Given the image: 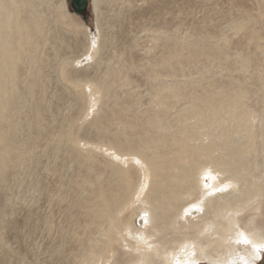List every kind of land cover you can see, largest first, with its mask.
Returning a JSON list of instances; mask_svg holds the SVG:
<instances>
[{
	"label": "bare ground",
	"instance_id": "obj_1",
	"mask_svg": "<svg viewBox=\"0 0 264 264\" xmlns=\"http://www.w3.org/2000/svg\"><path fill=\"white\" fill-rule=\"evenodd\" d=\"M259 3L264 9V1ZM92 4L98 34L91 38L88 26L68 10L66 0H0V192L22 169L41 163L39 170L48 171V150L66 144L86 175L78 186L89 187L72 200L84 222L81 231L66 239L67 253L64 245L58 249L61 264L251 260L252 248L235 242L238 230L264 240V130L256 133L253 111L243 104L248 92H215L211 85L201 86L178 106L177 100L166 101L172 87L158 82L150 95L152 108L139 111L134 109L138 101L119 99L114 108L104 106L100 113L99 104L109 100L117 84L72 75L83 57L97 70L105 64L97 58L109 47L106 34L100 32L101 0ZM52 23L71 33L67 47L81 35L87 44H81L79 53H67L60 35L50 33ZM246 26L248 22L236 25L239 30ZM256 38L257 31L249 30L248 43ZM221 55L217 48L190 53L173 49L167 58L148 64V74L155 80L162 70L175 74L183 60ZM49 70L66 83L63 89L76 93L73 115L58 113L57 108L59 117L53 121L48 115L55 109L48 98ZM122 82L120 87L129 85L127 78ZM87 120V128L96 133L94 140L81 138ZM208 167L215 179L205 189L202 174ZM225 184L226 191H215ZM186 209H191L188 215ZM145 212L146 223L141 219ZM7 242L0 238V249L8 255L0 264H9L14 252Z\"/></svg>",
	"mask_w": 264,
	"mask_h": 264
},
{
	"label": "rangeland",
	"instance_id": "obj_2",
	"mask_svg": "<svg viewBox=\"0 0 264 264\" xmlns=\"http://www.w3.org/2000/svg\"><path fill=\"white\" fill-rule=\"evenodd\" d=\"M259 2L101 0L104 28L100 32L106 34L109 47L97 58H103L105 64L97 70L92 61L83 57L76 63L72 75L79 78L90 75L97 81L117 84L112 96L108 97L110 101L102 100L99 104L100 113H104V106L114 108V102L119 99L126 103L138 101L134 109L139 111L152 108L151 91L159 83L172 87L168 90L166 101L177 100L178 106L192 99V92L201 91V86L211 85L215 92L220 88L229 91L243 88L248 92L243 104L253 111L255 130L260 133L264 130V9ZM66 3L68 10L88 26L87 34L91 38L93 33L98 34L92 0L85 17L72 10L69 0ZM42 9H45L44 6ZM242 22H248V26L239 30L236 25ZM49 28L50 33L57 32L60 35L63 46L70 44L72 37L69 30L56 23H52ZM251 29L257 31V38L249 44L248 32ZM82 37L73 42L70 48L67 47L66 52L79 53L81 44H87V37ZM207 47L219 49L221 57L183 60L175 74L162 70L161 76L155 80L148 74L147 65L167 58L173 49L190 53ZM48 75L52 81L48 86V98L55 105L54 111L48 114L49 120L57 119L58 113L73 115L76 93L63 89L66 83L60 82L52 70H49ZM124 78L129 80V85L120 87ZM179 92L180 95H177ZM87 127L88 120L81 129V138L96 139V133ZM73 155L66 144L50 147L48 171L44 173L39 170L41 163L22 169L21 173L14 174L15 177L9 183L10 189H4L5 193L3 190L0 192V214L4 216L0 220V238L8 241L7 247L11 246L14 250L9 264H61L58 249L64 245L67 253L66 239L81 231L84 220L71 203L85 192L89 184L78 186L86 175L79 171ZM43 160L41 158L40 162ZM78 173H81L80 177ZM6 256L0 249V260L3 257L7 260ZM257 264H264V256Z\"/></svg>",
	"mask_w": 264,
	"mask_h": 264
},
{
	"label": "snow or ice",
	"instance_id": "obj_3",
	"mask_svg": "<svg viewBox=\"0 0 264 264\" xmlns=\"http://www.w3.org/2000/svg\"><path fill=\"white\" fill-rule=\"evenodd\" d=\"M93 47H95V40H93ZM139 162V161H138ZM202 178L205 181L203 187L205 189L208 188V181L209 180H214L215 176L213 175L212 169L210 167L205 168L202 174ZM146 187V186H145ZM229 185L225 184L221 187H218L215 189V191L217 192H224L228 189ZM143 190V189H142ZM208 194H214L212 192H209ZM192 208H196V210H201L197 205H193L191 206ZM191 209H186L185 210V215H188L189 211ZM142 220L145 221V223L148 221V213L145 212L143 214V216L141 217ZM238 244H243L246 246H250L253 250V253L255 254L251 260L249 259H245L244 257H240L242 264H254V261L256 258L260 257L261 254H264V240H253L251 239L245 232L243 231H239L238 230V234H237V239L235 241ZM193 255L195 254L194 252L192 253ZM177 264H179V261L177 262ZM185 264H190V262H185ZM231 264H236L235 261H232Z\"/></svg>",
	"mask_w": 264,
	"mask_h": 264
},
{
	"label": "water",
	"instance_id": "obj_4",
	"mask_svg": "<svg viewBox=\"0 0 264 264\" xmlns=\"http://www.w3.org/2000/svg\"><path fill=\"white\" fill-rule=\"evenodd\" d=\"M72 10L85 17L89 6V0H69Z\"/></svg>",
	"mask_w": 264,
	"mask_h": 264
}]
</instances>
